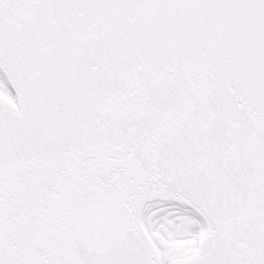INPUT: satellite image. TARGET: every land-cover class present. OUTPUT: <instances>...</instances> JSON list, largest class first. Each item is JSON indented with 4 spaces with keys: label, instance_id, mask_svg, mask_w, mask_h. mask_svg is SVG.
Wrapping results in <instances>:
<instances>
[{
    "label": "snow or ice",
    "instance_id": "6c2138e0",
    "mask_svg": "<svg viewBox=\"0 0 264 264\" xmlns=\"http://www.w3.org/2000/svg\"><path fill=\"white\" fill-rule=\"evenodd\" d=\"M0 264H264V0H0Z\"/></svg>",
    "mask_w": 264,
    "mask_h": 264
}]
</instances>
